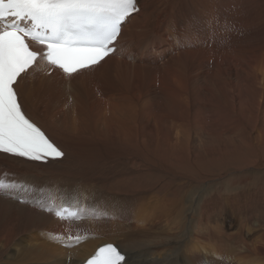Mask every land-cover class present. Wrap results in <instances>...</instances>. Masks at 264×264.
<instances>
[{
	"label": "bare ground",
	"instance_id": "1",
	"mask_svg": "<svg viewBox=\"0 0 264 264\" xmlns=\"http://www.w3.org/2000/svg\"><path fill=\"white\" fill-rule=\"evenodd\" d=\"M139 7L106 62L73 79L42 66L22 83L27 113L65 155L44 164L0 153V179L80 216L61 221L0 195V264H84L105 243L132 264H198L199 245L221 264L229 239L264 259V228L248 243L264 219V0ZM250 172L252 198L214 201ZM50 233L81 242L67 248Z\"/></svg>",
	"mask_w": 264,
	"mask_h": 264
},
{
	"label": "snow or ice",
	"instance_id": "2",
	"mask_svg": "<svg viewBox=\"0 0 264 264\" xmlns=\"http://www.w3.org/2000/svg\"><path fill=\"white\" fill-rule=\"evenodd\" d=\"M139 12V0H0V153L44 164L64 157L61 147L27 113L22 83L42 66L49 75L73 79L106 62L121 48L123 26ZM30 187L0 179V195L54 211L61 221L80 216L71 205L54 210L15 194ZM49 236L67 248L81 242L70 234ZM84 264L132 261L118 246L105 243Z\"/></svg>",
	"mask_w": 264,
	"mask_h": 264
},
{
	"label": "rangeland",
	"instance_id": "3",
	"mask_svg": "<svg viewBox=\"0 0 264 264\" xmlns=\"http://www.w3.org/2000/svg\"><path fill=\"white\" fill-rule=\"evenodd\" d=\"M167 38V37H166ZM168 39V38H167ZM169 40V39H168ZM156 43H160V41H156L155 42V44ZM252 172H250V173H248L249 174V176H248V174H247V176H245L246 177V180H247V182L249 181V183L247 184L249 187H247V185H245V184H242V186H239L238 188H235V189H233V190H231V191H229V192H226V191H221V189H220V187H216L217 185H215V188H213V190H219V191H221V192H224V193H226L224 196H222V197H218V196H215L214 197V201H219L220 200V202H224V201H229V200H233V197H231L232 195H234L235 194V196L237 195V197H239V198H235L234 197V199H236V200H239V201H244V199L245 200H248V199H250V198H252V193H253V191H254V184H256V182L254 181V182H252L253 181V179L255 178V176L253 175V174H251ZM252 176H251V175ZM254 176V177H253ZM236 178V177H235ZM253 178V179H252ZM249 179V180H248ZM243 187V188H242ZM247 187V188H246ZM232 189V188H231ZM244 189V190H243ZM252 189V190H251ZM191 191V190H190ZM190 191H187L188 193L190 192ZM195 191V190H194ZM193 190H192V193H190L189 194V196L190 195H192L193 196V192H194ZM204 191V190H203ZM205 192V191H204ZM252 192V193H251ZM212 193V195L214 196V191H212L211 192ZM230 193V194H229ZM240 194V195H239ZM211 195V196H212ZM226 195H228L227 197H226ZM245 195V196H244ZM194 196H196V195H194ZM210 196V197H211ZM247 199H246V198ZM222 198V199H221ZM206 199H209V197H207ZM193 203L190 205L191 206V208H193ZM212 211H215L216 213L219 211V207L218 206H215L213 209H212ZM223 215H225L226 216V213H223V212H221ZM226 220V218L225 219H223L222 221H225ZM215 221H211V222H209L210 224H212V225H214L215 223H214ZM253 224V226H256L257 227V223L255 224V219L253 218V219H251V222H250V224ZM260 225H261V227L258 229V230H255V231H253V232H255V233H253L252 234V236L250 237V239L248 240V243H250V242H255L256 240H259V237H258V235L260 234L258 231L259 230H261V229H263L264 228V219H263V221L262 222H260ZM252 233V232H251ZM236 235V234H235ZM252 239H253V241H252ZM233 242H236V243H233ZM187 244V245H186ZM186 244H182V242L181 243H179V245H177V246H175V247H178V248H180L181 247V249H180V253H183V252H186V251H188L187 249H188V247H189V245H188V243H186ZM236 244H238L237 243V239H235V241L233 240L232 241V239H229V240H227V242H226V245H222V247H220V248H222L223 250H221L220 251V253H221V256L220 257H215V261L217 260H219L220 262H221V264H251V263H255V261L258 263V264H264V259H261V258H259V257H256L254 254L252 255V254H249V253H245V252H242L241 250H239L238 249V247H237V245ZM200 246V245H199ZM199 246H196V249H197V253L195 252V256L193 257V258H196V260H197V263L198 264H212V261L209 259V256L208 255H206V257H204V251H202L201 250V248L199 247ZM202 246H204V244L202 245ZM208 247H211V245H209ZM202 254V255H201ZM223 255V256H222ZM228 257V258H227ZM231 257V258H230ZM238 257H239V259H238ZM247 257H248V259H247ZM258 258V259H257ZM240 260V261H239ZM242 260H245L244 262L242 261ZM246 260H248V261H246ZM253 260V261H252ZM252 261V262H251ZM250 262V263H249Z\"/></svg>",
	"mask_w": 264,
	"mask_h": 264
}]
</instances>
